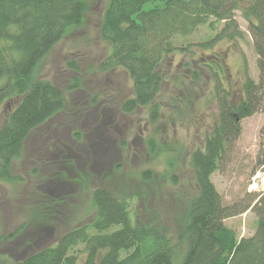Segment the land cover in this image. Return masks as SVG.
<instances>
[{
	"label": "trees",
	"instance_id": "obj_1",
	"mask_svg": "<svg viewBox=\"0 0 264 264\" xmlns=\"http://www.w3.org/2000/svg\"><path fill=\"white\" fill-rule=\"evenodd\" d=\"M148 1L154 5L144 9ZM87 8L86 0H0V106L7 100H16L0 125V180L12 179L11 164L33 131L42 126L51 127L47 132L62 128L57 124L61 121L58 115L62 113L69 122L68 118L78 112L79 107L66 110L62 88L49 79L36 77L35 70L67 30L83 22ZM237 10L247 21L259 70L257 82L245 74L237 103L221 87L219 74L224 77L227 74L215 54L201 57L196 68L185 62L182 66L188 73L175 72L178 85L183 87L198 84L204 72L211 73L220 95L218 117L203 146L189 153V193L177 197L184 210L173 215L174 226L168 225L164 212L156 208L149 210L148 219H141L129 209V199L97 186L90 192L95 212L90 221L70 228L57 238L51 226H41L16 246V264H264V196L252 206L257 214L254 234L237 238L235 231L223 221L245 211L250 204L241 209L226 205L211 180L240 134V120L264 111V0H109L99 26V36L109 50L97 69L106 74L116 69L124 71L132 83L131 95L121 100L120 110L128 114L146 106L149 120L154 122L159 118L156 98L167 79L164 61L176 49L174 37L190 35L205 24L213 30L216 22H224L213 37L195 44L200 51L223 39L242 38L234 17ZM178 50L184 53L187 47ZM77 83L72 85L78 86ZM59 130L62 149L56 150L54 159L70 162L72 154L66 151L65 131ZM70 136L77 143L86 140L80 131ZM105 141H98L97 146L91 140L96 156L106 154L107 151L100 149ZM149 145L155 151L153 139ZM89 153H86L88 161ZM258 155L264 161V126L260 130ZM99 163L95 157L89 161L88 169L83 173L77 170L72 180L89 185L95 173L93 169ZM152 172L150 168L143 170L141 180L153 181ZM54 176L57 180L45 183L49 191L57 194L47 193L49 200L63 198L64 190L57 186L71 181L67 173L56 172ZM157 178L160 182L159 174ZM174 178V175L169 177L171 183H175ZM20 232H24L23 225L0 235V240L5 239L13 247L21 237ZM80 246L83 254L78 253Z\"/></svg>",
	"mask_w": 264,
	"mask_h": 264
},
{
	"label": "rangeland",
	"instance_id": "obj_2",
	"mask_svg": "<svg viewBox=\"0 0 264 264\" xmlns=\"http://www.w3.org/2000/svg\"><path fill=\"white\" fill-rule=\"evenodd\" d=\"M108 1L86 0L88 8L83 22L68 29L35 70L36 77L49 79L62 88L66 110L79 109L68 118L69 122L64 120L62 113L58 115L61 121L57 124L62 128L55 127L56 130L47 132L51 127L42 126L33 131L25 140L20 155L11 164L12 179L0 180V235L20 225H23L24 231L18 233L21 237L13 247L5 239L0 240V264H16V246L19 247L23 239L37 232L41 226H51L53 236L57 238L70 228L90 221L95 213L90 192L97 186H104L112 193L129 199V209L132 213H138L143 220L150 217L149 210L156 208L163 211L168 225L173 227V215L184 210L183 203L177 197L189 193V153L203 146L205 136L218 117L220 95V92L217 94L216 80L211 73L204 72L198 84L183 87L178 85L180 82L175 79V72L178 71L179 75L183 70L188 73L182 66L185 62H189L191 68H196L201 57L215 54L220 57L227 74L226 77L219 74L221 87L229 91L228 97L235 104L241 97L245 74L258 81L257 55L252 37L247 29V21L237 10L234 17L242 31V38L223 39L211 48L200 51L195 44L213 37L224 22H216L213 30L205 24L198 26L190 35L174 37L176 49L164 61L167 79L156 98L159 104V118L156 121L149 120L146 106L128 114L123 113L119 103L131 95V80L119 69L107 74L97 69L109 50L108 44L99 36L102 14ZM153 5V1H148L143 8L149 9ZM186 47L184 53L178 50ZM191 52L194 53L192 57ZM75 82H78V86L72 85ZM15 103V99L2 103L0 125ZM240 125L239 136L211 175L226 205L241 209L250 204L245 211L223 221L235 231L237 238L254 234L257 214L252 206L264 196V161L258 155L264 111L243 117ZM59 129L65 131L66 151L72 154L70 162L54 159L56 150L62 149L63 138ZM74 131L84 133L86 140L80 143L72 141L70 134ZM152 139L156 145L155 151L149 148V140ZM91 140L96 144L105 141L100 149L107 151L106 154L96 156V148ZM89 151V161L96 157L100 166L93 169L95 173L91 175L90 184L83 185L81 181L72 179L76 177L77 170L83 173L88 169L86 153ZM44 158L49 160L45 161ZM61 166L68 168L63 171L59 169ZM33 168H37L35 172ZM148 168L153 171V181L143 182L141 172ZM56 172L67 173L71 181L57 186L58 189L63 188V198L49 200L47 193H54L45 183L57 180L54 176ZM158 174L163 182H159ZM172 175L175 183L169 179ZM78 253L84 252L80 249Z\"/></svg>",
	"mask_w": 264,
	"mask_h": 264
}]
</instances>
